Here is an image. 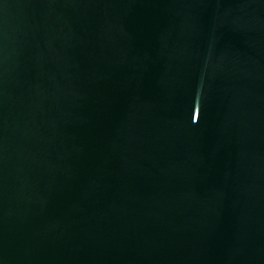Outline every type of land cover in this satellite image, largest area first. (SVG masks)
<instances>
[{
    "label": "water",
    "instance_id": "1",
    "mask_svg": "<svg viewBox=\"0 0 264 264\" xmlns=\"http://www.w3.org/2000/svg\"><path fill=\"white\" fill-rule=\"evenodd\" d=\"M0 264H264V0H0Z\"/></svg>",
    "mask_w": 264,
    "mask_h": 264
}]
</instances>
